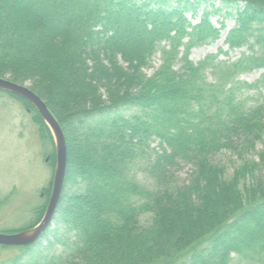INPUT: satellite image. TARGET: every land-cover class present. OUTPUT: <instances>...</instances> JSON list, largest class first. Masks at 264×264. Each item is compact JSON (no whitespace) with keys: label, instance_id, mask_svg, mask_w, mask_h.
Here are the masks:
<instances>
[{"label":"trees","instance_id":"16d2710c","mask_svg":"<svg viewBox=\"0 0 264 264\" xmlns=\"http://www.w3.org/2000/svg\"><path fill=\"white\" fill-rule=\"evenodd\" d=\"M211 1L0 0V78L30 83L66 145L54 218L64 252L35 255L34 243L19 247L12 264L23 256L21 264H230L231 255L261 264L264 152L257 162L244 154L264 135V94L251 108L231 106V91L221 95L225 84L205 80L208 58L189 60L193 47L219 38L206 9L195 24L185 14L195 17ZM218 1L236 10L228 48L249 38L259 45L230 65L233 72L264 69V0ZM156 53L160 65L148 77L143 69ZM0 92L32 113L54 166V142L35 108ZM222 150L241 162L229 179L211 162ZM180 163L192 172L176 185ZM136 167L156 189L136 179ZM43 192L47 201L50 189ZM45 209L46 202L19 231L37 225ZM144 213L151 214L145 225Z\"/></svg>","mask_w":264,"mask_h":264},{"label":"rangeland","instance_id":"374dc122","mask_svg":"<svg viewBox=\"0 0 264 264\" xmlns=\"http://www.w3.org/2000/svg\"><path fill=\"white\" fill-rule=\"evenodd\" d=\"M205 9L210 12V22L216 28H221L219 38L213 42L193 47L189 52V60L196 65L208 58L204 69L206 82L219 85L224 83L225 87L221 91V95L224 98L231 91L229 94L231 106L238 105L243 109L251 108L259 102L260 96L264 94V85L260 83L264 69H239L234 73L230 65L235 63L242 54L251 55L252 51L249 46H253L254 53H257L259 45L255 44V38H249L248 43L239 49L228 48L225 39L236 23V10L233 6H225L216 0L208 2L206 5L201 4L195 17L192 16L191 11H187L185 14L188 20L195 24ZM254 34L257 35V33ZM209 56L214 57L210 58ZM159 65L160 57L159 53H156L149 60L148 66L143 69V73L149 77ZM2 79L10 81L7 76ZM258 81L257 88L245 85H254ZM20 85L30 89L28 82ZM123 112L124 115L130 114V111ZM32 116V113L15 97L0 92V233L2 234H15L30 225L36 210L45 202L47 207L52 190L56 165L55 162V165L51 166L49 160L48 153L51 152L52 146L47 142L42 143L38 132L39 124ZM157 143L158 141L152 139L150 148H157ZM263 152L264 135L256 141L253 150L245 152L244 159L257 162L258 154ZM211 162L213 165L224 167L225 179L231 178L234 169L241 164L234 153L228 150H222L212 156ZM191 172L192 168L189 164L180 163L172 173V183L182 184L188 179ZM134 173L142 185L156 189V185L139 168L136 167ZM162 186L158 185L157 190L163 189ZM44 189H50L47 201ZM44 214L45 212L41 219ZM55 217L56 213L48 228L35 242V250L38 251V253L34 252L35 255L50 257L58 256L64 252L60 245V242L64 240L63 226L57 223ZM150 219V213L141 214L139 218L141 224L144 225L149 223ZM22 253L23 250L19 247L0 246V264H12L14 260L21 257ZM231 257L230 264H258L253 260L236 258L233 255ZM261 260V264H264V258ZM24 261H28V257L23 256L19 264Z\"/></svg>","mask_w":264,"mask_h":264},{"label":"water","instance_id":"95a60500","mask_svg":"<svg viewBox=\"0 0 264 264\" xmlns=\"http://www.w3.org/2000/svg\"><path fill=\"white\" fill-rule=\"evenodd\" d=\"M0 90L27 100L35 108L43 122L46 124L54 140L56 165L52 182V190L43 218L30 230L15 234L0 233V246L26 247L34 244L41 237L50 225V222L56 212L66 171L65 138L60 126L49 112L45 103L28 87L0 78Z\"/></svg>","mask_w":264,"mask_h":264}]
</instances>
